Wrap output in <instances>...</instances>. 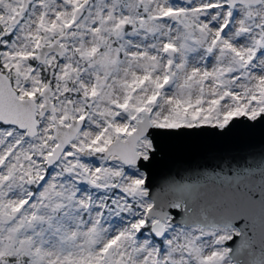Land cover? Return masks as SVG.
Here are the masks:
<instances>
[{
  "label": "snow or ice",
  "instance_id": "1",
  "mask_svg": "<svg viewBox=\"0 0 264 264\" xmlns=\"http://www.w3.org/2000/svg\"><path fill=\"white\" fill-rule=\"evenodd\" d=\"M237 129L264 0H0V264H264V167L147 197L177 138Z\"/></svg>",
  "mask_w": 264,
  "mask_h": 264
},
{
  "label": "water",
  "instance_id": "2",
  "mask_svg": "<svg viewBox=\"0 0 264 264\" xmlns=\"http://www.w3.org/2000/svg\"><path fill=\"white\" fill-rule=\"evenodd\" d=\"M174 143L175 148L166 150L146 169L147 196L160 207L185 198L184 185L201 177L213 178L249 165L264 167V136L259 131L246 134L237 129L225 137L188 133ZM239 243L237 238L228 246L236 249Z\"/></svg>",
  "mask_w": 264,
  "mask_h": 264
},
{
  "label": "rangeland",
  "instance_id": "3",
  "mask_svg": "<svg viewBox=\"0 0 264 264\" xmlns=\"http://www.w3.org/2000/svg\"><path fill=\"white\" fill-rule=\"evenodd\" d=\"M90 191V190H89ZM92 195H94V193H91ZM148 197V196H147ZM149 200H151L149 197H148Z\"/></svg>",
  "mask_w": 264,
  "mask_h": 264
}]
</instances>
